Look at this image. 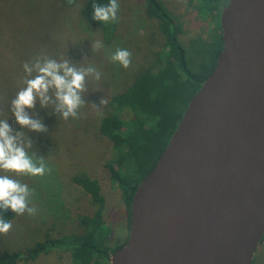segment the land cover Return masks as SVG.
I'll return each instance as SVG.
<instances>
[{
  "label": "water",
  "instance_id": "95a60500",
  "mask_svg": "<svg viewBox=\"0 0 264 264\" xmlns=\"http://www.w3.org/2000/svg\"><path fill=\"white\" fill-rule=\"evenodd\" d=\"M223 49L138 184L111 264H253L264 235V0H225Z\"/></svg>",
  "mask_w": 264,
  "mask_h": 264
},
{
  "label": "rangeland",
  "instance_id": "374dc122",
  "mask_svg": "<svg viewBox=\"0 0 264 264\" xmlns=\"http://www.w3.org/2000/svg\"><path fill=\"white\" fill-rule=\"evenodd\" d=\"M168 11L181 22L179 41L184 47L190 66L196 69L201 58L194 42L207 37L213 27L196 9L197 1L161 0ZM86 0L65 4L61 0H0V119H8L15 131H26L16 123L10 111L11 100L23 88V64L44 54L54 59L67 58L78 67L94 66L99 80L86 78L87 91L83 94L87 104L81 109V118L63 120L51 108L42 109L37 102L33 111L42 118L46 133L27 132L33 140L37 159L44 157L51 173L27 176L5 173L34 190L32 205L35 215H16L7 234H0V251L18 250L31 246L46 236L59 237L79 229V216L90 210L89 196L71 181L75 171H87L97 177L106 197L105 224L109 226L111 245L124 241L129 233L126 204L119 185L110 178L105 162L114 156L111 141L98 127L100 101L123 89L141 64H149L152 53L159 48L160 35L156 20L149 18L144 0H118L120 10L115 35L106 41L98 27L87 26L79 18V8ZM174 14V16H175ZM96 41L103 44L93 49ZM117 48L131 53V64L124 68L112 62L110 55ZM96 107H95V106ZM101 111V110H100ZM263 241L257 247L254 264H264ZM107 240V241H108ZM109 241L107 243H109ZM70 252L54 247L37 258L18 264H69Z\"/></svg>",
  "mask_w": 264,
  "mask_h": 264
},
{
  "label": "trees",
  "instance_id": "16d2710c",
  "mask_svg": "<svg viewBox=\"0 0 264 264\" xmlns=\"http://www.w3.org/2000/svg\"><path fill=\"white\" fill-rule=\"evenodd\" d=\"M61 1L74 5L79 0ZM196 1L199 16L213 23L207 37L200 36L194 42L195 51L201 58L198 67L193 69L190 66L179 41L182 28L178 16L168 11L161 0H144L149 18L157 22L159 48L151 52L153 58L149 64H141L128 84L112 94L100 109L99 131L111 141L114 151L105 167L111 180L121 189L129 229L131 202L138 184L156 163L191 97L214 69L223 49L220 14L225 0ZM107 3L109 0H86L79 8L81 22L100 28L106 41L115 35L116 22L94 20L93 4ZM71 176V181L82 188L91 202L90 210L79 216L78 231L59 237L46 236L44 240L18 250L0 251V264L33 260L54 247L69 250V264H111V254L127 241L129 233L124 241L111 245L107 239L109 226L104 221L106 197L100 181L87 171H75ZM0 215L10 221L16 216L11 209H0Z\"/></svg>",
  "mask_w": 264,
  "mask_h": 264
},
{
  "label": "clouds",
  "instance_id": "9594fccd",
  "mask_svg": "<svg viewBox=\"0 0 264 264\" xmlns=\"http://www.w3.org/2000/svg\"><path fill=\"white\" fill-rule=\"evenodd\" d=\"M118 0H109L105 5L93 4V19L102 23L117 22L119 17ZM103 44L96 41L93 49H100ZM112 62H118L124 68L131 64V53L127 49L117 48L110 55ZM24 87L11 100L10 111L16 123L27 132L46 133L48 131L42 118L33 111L37 102L42 109L51 108L63 120L81 118L80 109L87 104L84 93L87 91L86 78L99 80L101 73L94 66H77L67 58L59 60L41 54L30 62L23 64ZM101 105L106 103L103 99ZM95 106V105H94ZM96 107V106H95ZM97 114L102 115L101 108L96 107ZM0 119V171L27 176H44L52 169L33 149V140L26 131H15L7 122ZM34 190L25 183L0 175V209H11L16 215L36 214V207L31 198ZM12 228L10 220L0 215V234H7Z\"/></svg>",
  "mask_w": 264,
  "mask_h": 264
}]
</instances>
